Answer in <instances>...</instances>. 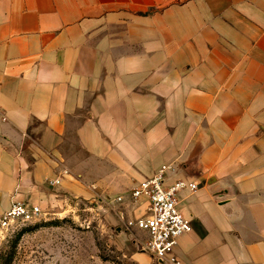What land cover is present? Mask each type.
Here are the masks:
<instances>
[{
	"label": "crops",
	"instance_id": "crops-1",
	"mask_svg": "<svg viewBox=\"0 0 264 264\" xmlns=\"http://www.w3.org/2000/svg\"><path fill=\"white\" fill-rule=\"evenodd\" d=\"M0 107V214L166 167L181 264H264V0H0Z\"/></svg>",
	"mask_w": 264,
	"mask_h": 264
},
{
	"label": "rangeland",
	"instance_id": "rangeland-1",
	"mask_svg": "<svg viewBox=\"0 0 264 264\" xmlns=\"http://www.w3.org/2000/svg\"><path fill=\"white\" fill-rule=\"evenodd\" d=\"M86 191L50 189L42 215L17 224L0 239V264H158L145 250L148 237L135 226L145 213L134 187L98 189L65 177ZM65 179V180H66Z\"/></svg>",
	"mask_w": 264,
	"mask_h": 264
},
{
	"label": "built area",
	"instance_id": "built-area-1",
	"mask_svg": "<svg viewBox=\"0 0 264 264\" xmlns=\"http://www.w3.org/2000/svg\"><path fill=\"white\" fill-rule=\"evenodd\" d=\"M0 117L6 121L0 107ZM166 167L151 178L139 182L131 191V197L143 202L145 213L135 222V226L146 233L148 240L145 250L154 257L158 264H181L175 255V248L181 236L192 230L190 221L180 212L178 195L184 190L195 192L198 185L185 180H178L167 186L165 183ZM60 179L49 180L48 185H60ZM42 215L41 207L19 198L12 197L10 207L0 214V239L19 223L37 220Z\"/></svg>",
	"mask_w": 264,
	"mask_h": 264
}]
</instances>
